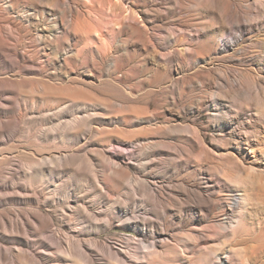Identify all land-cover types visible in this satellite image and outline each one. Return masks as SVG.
I'll use <instances>...</instances> for the list:
<instances>
[{"label":"rangeland","instance_id":"obj_1","mask_svg":"<svg viewBox=\"0 0 264 264\" xmlns=\"http://www.w3.org/2000/svg\"><path fill=\"white\" fill-rule=\"evenodd\" d=\"M40 1L0 0L1 10L11 18L26 10L32 14L23 21L22 31L5 20L0 53L7 59L22 49L34 52L36 33L53 23L52 17L41 19L35 11L54 9L61 25L66 6ZM67 4L76 8L75 21L92 32L91 46L100 47L103 58L94 53L93 63L91 47L83 34L72 32L68 16L64 26L69 32L56 34L54 48L46 47V71L41 68V73L38 65L36 71L18 68L11 58L12 66L0 64V103L2 98L11 103L0 106L6 114L0 120L15 128L0 136V150L7 155L0 162V197L6 199L0 220L22 223L25 234L19 236L27 238L30 253L44 259L63 251L70 264L78 263L79 249L88 256V264H151L148 252L155 242L165 253L155 264H264V0H67ZM38 46L42 51L43 45ZM64 53L69 64L62 60ZM66 65L71 66L69 71ZM86 67L94 74L90 76ZM59 110L64 112L62 120ZM73 112L90 114V131L85 127L78 131L82 138H70L77 131L66 128ZM50 155L63 156V162L51 158L34 163ZM31 163L38 169L51 168L54 177L47 173L28 181L25 164ZM109 168L118 178L122 172L123 179L112 178ZM75 170H81L79 175ZM97 171L104 178H98ZM202 178L216 187L210 200ZM124 205L133 210L134 221L148 226L146 233L140 225H126L119 214ZM193 205L199 212L196 217L188 209ZM182 209L188 210L178 214ZM110 218L113 223L107 224ZM0 249L6 255L3 264H12V255L21 264H55L19 256L9 227L0 226Z\"/></svg>","mask_w":264,"mask_h":264},{"label":"bare ground","instance_id":"obj_2","mask_svg":"<svg viewBox=\"0 0 264 264\" xmlns=\"http://www.w3.org/2000/svg\"><path fill=\"white\" fill-rule=\"evenodd\" d=\"M2 1V0H1ZM39 2L38 3H40L41 1L40 0H38ZM3 2H4V0H3ZM2 2V3H3ZM43 2H45L46 3V1H43ZM47 2L48 3H50L51 2V0H47ZM54 2L55 3H53V5L54 4H56V6H60V7H64V6H66L65 7V9L63 10V12H64V18L63 19H61V25H60V23H57L56 22V15L54 14V12H53V10H51L50 9V7H49V10H47V9H45V8H43V9H41L40 11H35L34 12V15L35 14H37V15H39L40 17H41V19H47V18H51L50 19V21L51 22H53L51 25H46V27H43L42 29L40 28V30H39V32H38V30H37V32L38 33H36L37 34V36L35 37L36 38V42H38V44H37V48L39 47L38 45H43V50L41 51L40 49H37V48H35V51L34 52H30V51H26L27 49H26V47H25V49L26 50H24V49H20L21 51H15V58H16V60H15V58L14 59H12L11 57H10V55H9V50H8V55H9V57L13 60V62H14V65L15 64H17V65H15V66H17L18 68H19V66L21 67V68H25V69H28V71L29 70H34V67H37V65L39 66V68H40V72H41V68L44 70V61H43V58L46 56V47H50L51 48V46H52V48H54V46L55 45H51V41L52 40H54V39H56L54 36L56 35V34H58V33H62V32H66V30L68 29L67 28V24H66V22H69L68 21V16H70L71 17V21H70V24H71V27H73V29L72 28H70L69 30H73L72 32L75 34V35H77V34H83V36L85 37V39H86V41H87V45L88 46H90L91 47V50L93 51V53L91 52V54H89V55H91V60L93 61V63H95L94 62V59H95V57H94V53H96V55H97V58H103L102 57V54H101V48L99 49V48H96L97 46H95V48H93L91 45V41H90V34L92 33H88V31H87V29H85V27L84 26H82V25H80V24H78L76 21H75V16H74V11L76 12V8H74L73 9V7L71 6V5H69L70 4V2H69V4H67V0H54ZM1 3V4H2ZM4 3H6V2H4ZM37 3V2H36ZM41 4V3H40ZM6 5V4H5ZM4 5V6H5ZM14 6V5H13ZM13 6H11V7H13ZM55 6V5H54ZM55 6V7H56ZM52 7V6H51ZM54 7V8H55ZM75 7V6H74ZM5 8V7H4ZM79 8V7H78ZM13 9V8H12ZM30 9V8H29ZM37 9V8H36ZM39 9V8H38ZM56 9V8H55ZM58 10V9H57ZM60 10H62V9H60ZM18 11V10H17ZM21 11V10H20ZM19 11V12H20ZM11 12V11H10ZM84 12V11H83ZM12 13V12H11ZM14 13V12H13ZM17 13V12H16ZM15 13V14H16ZM60 13H61V11H60ZM81 13V12H80ZM10 13H7V12H5L4 10H1V8H0V32H1V30H3L4 29V26L3 25H6V22H5V20L7 19V22L9 23V24H11V26L13 25V26H15V27H17L18 28V30H21L22 31V23H23V21H25L26 20V18H28V20H29V18H31V13L28 11V10H26V11H24L22 14H17L16 15V17H10V15H9ZM78 11H77V17H78ZM83 14V13H82ZM81 15V14H80ZM13 16H15V15H13ZM83 16V15H82ZM81 16V17H82ZM84 16H85V14H84ZM83 16V17H84ZM84 18H86V17H84ZM39 19V18H38ZM40 20V19H39ZM65 21V22H64ZM2 22H4L5 24H3ZM29 21H27V23H28ZM127 22V21H126ZM25 23V22H24ZM67 25L66 27L64 26L65 24ZM69 24V23H68ZM25 26V25H24ZM27 26V25H26ZM30 26V24H28V27ZM121 26V25H120ZM41 27V26H40ZM30 28V27H29ZM67 28V29H66ZM86 28H88V27H86ZM11 29H13V28H11ZM8 30V29H7ZM7 30H5V31H3V33L4 32H7ZM27 30V29H26ZM33 32H34V30H32ZM8 32H9V30H8ZM13 32V31H12ZM15 33H16V31H14ZM13 32V33H14ZM18 32V31H17ZM67 32H69V31H67ZM67 32H66V34H67ZM71 32V31H70ZM10 33V32H9ZM22 33H24V32H22ZM35 33V32H34ZM65 34V36H68V35H66ZM2 35V34H1ZM4 35H5V33H4ZM14 35V34H13ZM26 35V34H25ZM33 35V34H32ZM69 35H70V33H69ZM16 36V35H15ZM18 36H20V33H19V35ZM17 36V37H18ZM22 36V35H21ZM21 36H20V38H21ZM59 36V35H58ZM71 36V35H70ZM2 37V36H1ZM9 37V36H8ZM11 37V36H10ZM25 37V36H24ZM60 37V36H59ZM79 37V36H78ZM91 37H92V35H91ZM26 38H28V37H25V40H26ZM30 38V37H29ZM34 37H33V42L35 41L34 39H35ZM66 38V37H65ZM80 38V37H79ZM78 38V39H79ZM11 39V38H10ZM8 40V39H7ZM15 40V39H14ZM20 40V39H19ZM24 40V41H25ZM28 40V39H27ZM31 40V39H30ZM29 40V41H30ZM65 40H67V39H65ZM74 40V39H73ZM223 40V39H222ZM0 41H5V40H0ZM18 41V40H17ZM80 41V40H79ZM22 42V41H21ZM28 42V41H27ZM59 42V41H58ZM20 43V42H19ZM23 43V42H22ZM25 43V42H24ZM71 43V42H70ZM2 44H4L3 42H2ZM8 44V43H7ZM10 44V43H9ZM8 44V45H9ZM57 44V43H56ZM75 44H77V43H75ZM86 44V43H85ZM51 45V46H50ZM78 45V44H77ZM226 45H229L228 43H226ZM19 46V45H18ZM23 46V45H22ZM85 46V45H84ZM3 47V46H2ZM2 47H0V49L2 48ZM20 47H21V44H20ZM41 47V46H40ZM10 48V47H9ZM30 48H31V45H30ZM33 48V47H32ZM77 48V47H76ZM86 48V47H85ZM13 49V48H12ZM17 49V48H16ZM87 49H89V48H87ZM75 50V49H74ZM32 51V50H31ZM70 52H72V51H70ZM69 51L66 53V54H68V53H70ZM103 52V51H102ZM110 52V51H109ZM10 53H12V52H10ZM76 53V52H75ZM104 53V52H103ZM66 54L64 53V55L63 56H61V57H64L62 60L65 62V64L66 63H68L67 62V58L69 57V55L68 56H66ZM99 54V55H98ZM14 54H12V56H13ZM48 55V54H47ZM75 55V54H74ZM79 55V54H78ZM6 56H7V54H6ZM5 55H3L2 53H0V64H4V63H6V62H8V61H10V58L9 59H7V57H6ZM77 56V55H76ZM48 57V56H47ZM60 57V58H61ZM18 58V59H17ZM54 58V57H53ZM77 59V58H76ZM46 60V59H45ZM49 60V59H48ZM56 60V59H55ZM75 60V59H74ZM74 60L72 61V62H74ZM78 61V60H77ZM76 61V62H77ZM71 62V63H72ZM79 62V61H78ZM106 62H108V61H106ZM9 63V62H8ZM11 63H12V61H11ZM11 63H9V65L11 64ZM70 63V64H71ZM88 63V62H87ZM86 63V64H87ZM108 63H111V62H108ZM13 64V63H12ZM12 64H11V66H12ZM62 64V63H61ZM65 64H63V67L65 66ZM69 64V63H68ZM67 64V65H68ZM89 64V63H88ZM98 64V63H97ZM14 65H13V67H14ZM50 65H52V64H50ZM66 65V66H67ZM82 65H84V64H82ZM117 65V64H116ZM115 65V66H116ZM56 66H58L57 64H56ZM55 66V67H56ZM62 66V65H61ZM94 67H95V64L93 65ZM49 67V66H48ZM51 67V66H50ZM59 67V66H58ZM68 67V71H69V67H71V66H67ZM67 67H65V68H67ZM87 67H89V66H87ZM87 67H86V69H87ZM113 67V66H112ZM38 68V69H39ZM90 68V67H89ZM98 68V67H97ZM96 68V69H97ZM86 69H85V71H86ZM93 69V68H92ZM73 70V69H72ZM75 70V69H74ZM72 71V72H75V71ZM80 70V69H79ZM88 70V69H87ZM90 70V76H91V74L93 75L94 73H92L93 71H91V69H89ZM88 70V71H89ZM100 70V69H99ZM99 70H97V72H99ZM102 70V69H101ZM100 70V71H101ZM25 71V70H24ZM34 71H36V70H34ZM39 70H37V72H38ZM44 71H46V69L44 70ZM71 71V70H70ZM84 71V72H85ZM87 71V72H88ZM103 71V70H102ZM49 72V71H48ZM86 72V73H87ZM42 73V72H41ZM29 74V73H28ZM32 74V73H31ZM33 74H35V73H33ZM38 74V73H37ZM47 74V73H46ZM73 74V73H72ZM88 74V73H87ZM8 75V74H7ZM41 77H43V76H41ZM11 78H12V76H11ZM16 78V77H15ZM19 80V79H18ZM60 85V84H59ZM39 92V91H38ZM6 93H8V92H6ZM0 95H1V93H0ZM4 95H5V93H4ZM3 94H2V96H4ZM7 95V94H6ZM9 95H10V93H9ZM24 98V97H23ZM1 99V98H0ZM11 101L13 100V98H11L10 99ZM19 100H20V98H19ZM21 100H22V98H21ZM23 101V100H22ZM21 101V102H22ZM23 102H25V101H23ZM22 102V103H23ZM75 103V102H74ZM77 103V102H76ZM76 103H75V105H76ZM11 103H10V101H8V100H3V98H2V100H1V103H0V106H1V108H3V107H9V106H11L10 105ZM24 104L25 103H23V106H24ZM31 104V103H30ZM36 104V103H35ZM34 104V105H35ZM45 104V103H44ZM89 105L90 104H93V103H88ZM96 104V106H97V103H95ZM13 105H14V102H13ZM16 105V104H15ZM26 105H28L29 106V104H26ZM43 105V104H42ZM74 105V104H73ZM86 105V104H85ZM94 105V104H93ZM37 106V105H36ZM35 106V107H36ZM72 106V105H71ZM76 106H78V105H76ZM86 106H88V105H86ZM13 107V106H12ZM15 107V106H14ZM31 108H32V104H31V106H30ZM75 107V106H74ZM98 107V106H97ZM17 108V107H16ZM71 108V107H70ZM92 108V107H91ZM215 108V107H214ZM5 109V108H4ZM3 109V110H4ZM8 109V108H7ZM10 109V108H9ZM8 109V110H9ZM12 109V108H11ZM23 108H20V110H22ZM46 109V108H45ZM58 109V108H57ZM65 109H67V108H65ZM78 109V108H77ZM82 109H84V108H82ZM81 109V110H82ZM16 110V109H15ZM50 110V109H49ZM54 110V109H53ZM79 110V109H78ZM77 110V111H78ZM90 110V109H89ZM92 110V109H91ZM95 111H96V109H94ZM98 110V109H97ZM102 110H103V107H102ZM198 110L200 111H202V109H201V107H199L198 108ZM214 110V109H213ZM4 111H6V110H4ZM25 111V110H24ZM28 111V110H27ZM46 111H47V109H46ZM50 111H52V109L50 110ZM55 111V110H54ZM53 111V112H54ZM59 111H61V110H59ZM63 111H64V109H63ZM66 111V110H65ZM69 111V110H68ZM74 111V110H73ZM83 111V110H82ZM87 111V110H86ZM16 112H18V109H17V111ZM43 112H45V111H43ZM57 113H58V111H56ZM55 112V113H56ZM70 112V111H69ZM80 112V111H79ZM79 112H76V113H79ZM217 112V111H216ZM219 112V111H218ZM12 113V112H11ZM24 113V112H23ZM64 112H60V119H61V117H63L64 116V114H63ZM71 113V112H70ZM74 114H75V112H73ZM68 114V113H67ZM67 114H65L66 116H67ZM79 114H81V113H79ZM73 115V116H75L70 122H67L66 124V128H68V130H70V131H77V132H75V133H70V138L72 137V138H74V139H76V138H78V137H81L82 135H84V134H79L78 133V131L80 132V130L81 131H84V129H83V127H85L86 128V130H88L89 129V126H87V125H89V121H90V114H88V116H82V115ZM94 115H99V113L97 112L96 114L95 113H93ZM101 114V113H100ZM217 114V113H216ZM23 115V114H22ZM29 115V114H28ZM92 115V114H91ZM93 115V116H94ZM220 115V114H219ZM4 116H6V114H5V112H3L2 111V109L0 110V118H2V117H4ZM8 116V115H7ZM20 116V115H19ZM101 116V115H100ZM99 116V117H100ZM217 116H218V114H217ZM59 117V116H58ZM48 118V117H47ZM47 118H46V120H47ZM66 118V117H65ZM70 118V117H69ZM95 118H97V117H95ZM101 119H102V117H100ZM215 118V117H214ZM4 119H5V117H4ZM3 119V120H4ZM64 119V118H63ZM89 119V120H88ZM98 119V118H97ZM104 119V118H103ZM8 120V119H7ZM16 121H17V118L15 119ZM19 120V119H18ZM49 120L50 121H52V118H49ZM62 120V119H61ZM15 121V122H16ZM54 121V120H53ZM59 121V120H58ZM123 121V120H122ZM127 121V120H126ZM143 121V120H142ZM18 122V121H17ZM94 122V121H93ZM115 122V121H114ZM125 122V121H124ZM127 122H129V121H127ZM50 123V122H49ZM60 123V122H59ZM126 123V122H125ZM216 123V122H215ZM9 124V123H8ZM7 124V122H3V121H1L0 120V136H3L5 133H9V132H12L13 133V131L15 132V128H13L12 127V124L10 125H8ZM51 124V123H50ZM54 124V123H53ZM63 125H65V124H63ZM87 126V127H86ZM16 127H17V125H16ZM90 127H91V125H90ZM93 128V127H92ZM67 130V129H66ZM18 131V130H17ZM34 131V130H33ZM32 131V132H33ZM43 131V130H42ZM90 131V129L87 131V132H89ZM29 132V131H28ZM31 132V131H30ZM44 132V131H43ZM66 132V131H65ZM96 132H98V131H96ZM58 133V132H57ZM84 133V132H83ZM90 133H92V131L90 132ZM41 134V133H40ZM45 134V133H44ZM49 134V133H48ZM63 134H65V133H63ZM63 134H61V136H63ZM67 134V133H66ZM5 135H7V134H5ZM12 135V134H11ZM17 135V134H16ZM37 135V134H36ZM56 135H59V134H56ZM67 135V136H68ZM28 136V135H27ZM51 136V135H50ZM52 136H54V135H52ZM60 135H59V137L58 138H60L61 137ZM41 137H42V135H41ZM46 137V136H45ZM49 137V136H48ZM66 137V136H65ZM86 137V136H85ZM9 138V137H8ZM43 138V137H42ZM41 138V139H42ZM82 138V137H81ZM1 139V138H0ZM46 139H48V138H46ZM50 140V139H49ZM63 140V139H62ZM61 140V141H62ZM72 139H70V141H71ZM137 140H139V139H137ZM141 140V139H140ZM154 140V139H153ZM152 140V141H153ZM14 141V140H13ZM45 141V140H44ZM47 142H48V140H46ZM58 141H60V139L58 140ZM135 141V140H134ZM133 141V142H134ZM43 142V141H42ZM132 142V143H133ZM140 142V141H139ZM68 143V142H67ZM125 143V142H124ZM132 143L130 142V144L132 145ZM138 143V142H137ZM136 143V144H137ZM126 144V143H125ZM129 144V145H130ZM130 145V146H131ZM134 145H135V143H134ZM133 145V146H134ZM139 146V145H138ZM136 149V148H135ZM11 155V154H10ZM7 155H5V154H3V152H2V150H0V162H3V161H5L6 159H7V157H6ZM13 156V155H12ZM51 158L52 159H54V160H56V161H62L63 162V156H49V157H43V158H41L40 160H37V162H34V163H36V164H38V163H44V162H46L47 160H51ZM66 158H68V157H66ZM69 159V158H68ZM89 160V159H88ZM91 160V159H90ZM89 160V161H90ZM95 160V159H94ZM31 162V161H30ZM68 162H70V161H68ZM72 162V161H71ZM76 162H78V161H76ZM96 162H97V160H96ZM26 163H27V160H26ZM25 164V167L27 168V170H28V175H29V179L30 180H28V181H32V182H35V180L37 179V178H43V177H45L46 176V174L48 173L51 177H54L53 176V174H54V172H53V170L50 168V170L48 169V168H45V167H41V169L39 168H37L35 165L36 164ZM59 163V162H58ZM57 163V164H58ZM91 163V162H90ZM95 163V162H94ZM97 163H99V162H97ZM63 164V163H62ZM67 164V163H66ZM68 165V164H67ZM70 165V164H69ZM117 165V164H116ZM60 166V165H59ZM73 166V165H72ZM77 165H75L74 167H76ZM89 166V164L87 165V167ZM92 166H94L93 164H92ZM67 167V166H66ZM66 167L64 166V169H66ZM70 167V166H69ZM74 167H73V171H74ZM79 167V166H78ZM112 167H114V166H112ZM25 168V169H26ZM72 168V167H71ZM70 168V169H71ZM115 168H116V166H115ZM64 169H62V170H64ZM67 169H69L68 167H67ZM80 169H82V168H80ZM84 169V168H83ZM91 169H92V167H91ZM104 169V168H103ZM102 169V170H103ZM110 169H111V171L113 170V168H109L108 170L110 171ZM118 169V168H117ZM61 170V169H60ZM96 170V169H95ZM107 170V169H106ZM118 170H120V168L118 169ZM23 171V170H22ZM21 171V172H22ZM76 171V173L78 172V175H79V172L81 171H77V170H75ZM86 171V170H85ZM104 171V170H103ZM102 171V172H103ZM110 171V172H111ZM115 171V170H114ZM59 172V171H58ZM69 172V171H68ZM120 172V171H119ZM66 172H64V174H65ZM81 173H85V172H81ZM97 173L99 174V171H97ZM104 173H105V171H104ZM122 173V172H121ZM120 173V175L122 176L123 174H121ZM60 174H62V171H61V173ZM59 174V175H60ZM98 174L96 175V176H98ZM110 174V173H109ZM81 175V174H80ZM82 175H85V174H82ZM81 175V176H82ZM86 175H87V173H86ZM85 175V176H86ZM102 175H105V174H102L101 173V175L99 174V176H98V178L101 176V177H103ZM119 175V176H120ZM110 176L112 177V178H114V179H116V178H118V176H117V174L115 173V172H113L112 171V174H110ZM120 176V177H121ZM2 177V171L0 170V178ZM91 177V176H90ZM93 177V176H92ZM109 177V176H108ZM119 177V178H120ZM5 178V177H4ZM97 178V177H96ZM96 178H91V179H94V180H96ZM104 178V177H103ZM119 178H118V181H119ZM107 178H105L104 180H106ZM121 179H123V176L120 178V180ZM90 180V179H89ZM93 180V181H94ZM101 180V179H100ZM103 179L101 180V181H104ZM81 181V180H80ZM92 181V180H91ZM109 181V180H108ZM117 181V182H118ZM124 181V180H123ZM121 181L123 184H124V182L126 181ZM1 182V181H0ZM32 182H31V184H32ZM66 182V181H65ZM85 182H87L86 180H85ZM96 182V181H95ZM100 182V181H99ZM110 182V181H109ZM115 182H116V180H115ZM120 182V181H119ZM201 182H202V185H203V189H204V191H205V193L208 195V199L210 200V198L215 194V190H216V187H215V185L213 184V182H212V180H210V179H208V178H202L201 179ZM101 183H103V182H101ZM113 183V182H112ZM147 183H148V181H147ZM92 184V183H91ZM93 184H97V186H99L98 185V182H96V183H93ZM119 184V183H118ZM150 184H151V182H150ZM153 184V183H152ZM121 185V184H120ZM67 186V185H66ZM102 186V185H101ZM106 186V185H105ZM110 186V185H109ZM117 186H119V185H117ZM116 186V187H117ZM5 187V189H6V186H4ZM84 187H86V186H84ZM11 188V187H10ZM79 188V187H78ZM95 188V187H94ZM106 188V187H105ZM104 188V189H105ZM110 188V187H109ZM107 189V188H106ZM21 190V189H20ZM50 190V187H46L45 188V191H49ZM154 190H155V188H154ZM29 191H30V189H29ZM153 191V190H152ZM217 191V190H216ZM26 192H28V191H26ZM1 193L2 192H0V196H1ZM152 193V192H151ZM55 195H56V193H55ZM107 195V194H106ZM72 196V195H71ZM49 197H53V196H49ZM48 197V198H49ZM56 197V196H55ZM76 197H77V195H76ZM82 196H80V198H81ZM107 197V196H106ZM87 198V197H86ZM28 199V201H30V202H33L34 200H33V197H28L27 198ZM44 199H46V198H44ZM76 200L78 199V198H75ZM83 199V198H82ZM4 200H6L5 198H4V196L3 197H0V207H2V205H3V202H4ZM75 200V201H76ZM81 200V199H80ZM83 200H85V199H83ZM212 200V199H211ZM38 201V200H37ZM77 202H78V200H77ZM81 202V201H80ZM6 203V202H5ZM109 203V202H108ZM111 203V202H110ZM78 204V203H77ZM124 204V203H123ZM8 205V204H7ZM119 205H121V204H119ZM130 205V204H129ZM80 205H78V208H80V209H82L83 210V212L84 213H91L90 212V210H87L86 208H82L81 206L79 207ZM113 206V205H112ZM205 206V205H204ZM206 206H208V205H206ZM77 207V206H76ZM209 207V206H208ZM78 208H73L72 210H73V213H75L76 211H77V209ZM115 209H117L116 207H114ZM182 208H184V207H182ZM194 205L193 206H191V207H188V209L190 210V211H192L191 213H192V217H196L197 215H198V213L199 212H196L194 209ZM167 209V208H166ZM188 209H182L181 211H179V213L178 214H180V215H183ZM205 209V208H204ZM210 209V208H209ZM207 210V209H206ZM10 211V210H9ZM69 211V210H68ZM99 211H101V210H99ZM209 211V210H208ZM211 211V210H210ZM78 212V211H77ZM114 212V211H113ZM116 212V214H117V210L115 211ZM99 214H100V212H98ZM102 213V212H101ZM170 213V212H169ZM177 213V212H176ZM98 214V215H99ZM119 214H120V217L122 218V219H124V222H126L127 224L126 225H128V224H130L131 226H134V227H139V225L140 224H138L136 221H134L133 220V214H134V212H133V210L132 209H130L128 206H123V207H121V209H120V211H119ZM64 216V215H63ZM89 217V216H88ZM101 217V216H100ZM143 219V218H142ZM7 221V223H4L3 221H1L0 220V226L2 227V228H5L6 229V227H9V228H11L12 230H13V234H14V240L16 241V244H17V249H16V251L19 253V256H20V254L21 255H25V257L27 258V259H29V261H32V259L34 260V261H36L37 263H40V261H41V263L44 261V259H45V261L46 262H54L55 264H70L69 262H68V260H69V257H66V258H64L63 257V255H61L62 254V252L63 251H61V254L59 255V254H56V255H52V256H46L44 259H43V257L39 254V253H36V252H31L30 253V251H27L26 249H30V246L28 245V240H27V238H25V239H22L21 238V236H19L20 235V233H24V227H23V225H22V223H20L19 221L18 222H16V221H10L11 220V218H10V220H8V219H6ZM142 221V220H141ZM62 223H65V218H63L62 219ZM113 223V218H110V220H108L107 221V224H112ZM240 223V222H239ZM123 224H125V223H123ZM25 225V224H24ZM142 228H141V230H142V232L143 233H146V231H147V225L144 223V224H141L140 225ZM86 227V226H85ZM74 231V230H73ZM25 234V233H24ZM27 237V236H26ZM66 240H67V242L69 243V244H73V245H75L77 248L78 247H81V246H79L78 244H75V242L74 241H72V240H70V238H66ZM31 244H33V243H31ZM157 242H155L153 245H152V247H153V250L152 251H149L148 252V255H150V258H151V260L152 261H154V262H151V264H155V260L156 259H158L159 258V256H164V254L163 253H161V250L159 251L158 250V248H157ZM150 246V245H149ZM149 249V248H148ZM15 251V252H16ZM143 252V251H142ZM145 252V251H144ZM53 253V252H52ZM68 253L69 254H72L73 253V250L72 249H70L69 248V250H68ZM53 254H55V253H53ZM141 254V253H140ZM230 254V253H229ZM229 254H228V256H229ZM78 255V261H76V262H78L77 264H82V263H80V262H83V264L85 263V264H88V262L90 261L89 260V258H88V256L85 254V252H84V250L83 249H79V253L77 254ZM116 255H118V254H116ZM148 255H147V257H148ZM76 256V255H75ZM74 256V257H75ZM144 256V255H143ZM8 257V256H7ZM9 258V257H8ZM167 258V257H166ZM122 259V258H121ZM163 259H165V257L163 258ZM11 260H12V264H21V263H19L18 262V257H16L15 255H12L11 256ZM66 261V262H63V261ZM81 260V261H80ZM89 260V261H88ZM124 260V259H123ZM159 260V262H160V259H158ZM214 261H215V259H213ZM230 261H231V259H229ZM4 261H6V255L4 256V254H3V251L0 249V264H3V263H1V262H4ZM115 261V260H114ZM214 261H213V263H214ZM125 262V261H124ZM123 262V263H124ZM127 262V261H126ZM131 262V261H130ZM144 262V261H143ZM168 262V261H167ZM114 263V262H113ZM139 263V262H138ZM148 263V262H147ZM150 263V262H149ZM52 264V263H51ZM91 264V263H90ZM115 264H116V262H115ZM129 264V263H128ZM205 264H206V262H205ZM214 264H216V262L214 263Z\"/></svg>","mask_w":264,"mask_h":264}]
</instances>
